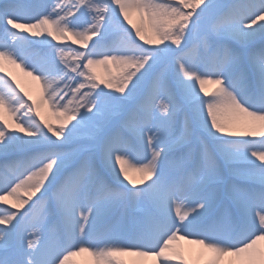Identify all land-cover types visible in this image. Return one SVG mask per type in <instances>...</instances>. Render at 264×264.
I'll use <instances>...</instances> for the list:
<instances>
[{
	"label": "snow or ice",
	"instance_id": "1",
	"mask_svg": "<svg viewBox=\"0 0 264 264\" xmlns=\"http://www.w3.org/2000/svg\"><path fill=\"white\" fill-rule=\"evenodd\" d=\"M0 74V264H264V0H0Z\"/></svg>",
	"mask_w": 264,
	"mask_h": 264
},
{
	"label": "bare ground",
	"instance_id": "2",
	"mask_svg": "<svg viewBox=\"0 0 264 264\" xmlns=\"http://www.w3.org/2000/svg\"><path fill=\"white\" fill-rule=\"evenodd\" d=\"M132 18H133V21H135L134 15ZM25 35H27V33H25ZM30 39H33V38L30 37ZM53 43H55V42H53ZM68 43L71 44L70 41H68ZM8 70L12 73L13 76L16 77V79L19 81L21 87H23L25 91H27L30 95H32L33 98H37L39 96L40 86L37 82L33 81L31 79V77L24 76V74L22 72H20L19 69L8 66ZM0 75H2V74H0ZM185 247H190V246L185 245ZM89 259L90 258H88L87 256H84L83 263L87 264ZM73 260H74V258H73ZM149 264H150V262H149Z\"/></svg>",
	"mask_w": 264,
	"mask_h": 264
},
{
	"label": "rangeland",
	"instance_id": "3",
	"mask_svg": "<svg viewBox=\"0 0 264 264\" xmlns=\"http://www.w3.org/2000/svg\"><path fill=\"white\" fill-rule=\"evenodd\" d=\"M225 2H227V0H225ZM134 22H138V17L134 14ZM72 47H77L78 48V46L77 45H72ZM206 87H208V89H209V91H212L213 90V88H214V86H212V85H208V86H206ZM83 259H84V256H80V257H75L74 258V262H75V264H84L83 263Z\"/></svg>",
	"mask_w": 264,
	"mask_h": 264
}]
</instances>
